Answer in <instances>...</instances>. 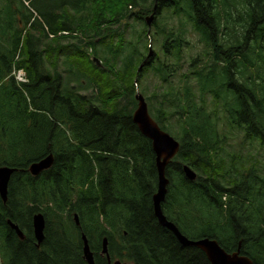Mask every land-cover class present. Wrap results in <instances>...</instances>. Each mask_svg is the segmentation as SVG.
<instances>
[{
    "label": "trees",
    "instance_id": "16d2710c",
    "mask_svg": "<svg viewBox=\"0 0 264 264\" xmlns=\"http://www.w3.org/2000/svg\"><path fill=\"white\" fill-rule=\"evenodd\" d=\"M37 1L0 11V166L16 169L0 195V264H89L83 235L96 264H111L104 238L112 263L211 264L155 215L156 154L133 121L137 90L180 142L166 217L264 264V164L227 148L234 131L264 147V0H61L50 14ZM191 32L202 49L187 58ZM152 44L161 54L148 57Z\"/></svg>",
    "mask_w": 264,
    "mask_h": 264
},
{
    "label": "water",
    "instance_id": "95a60500",
    "mask_svg": "<svg viewBox=\"0 0 264 264\" xmlns=\"http://www.w3.org/2000/svg\"><path fill=\"white\" fill-rule=\"evenodd\" d=\"M155 11V10H154ZM151 18L152 20H149ZM154 18V12L148 16L147 25L149 31ZM151 46V45H150ZM153 50L150 48L148 57L152 55ZM100 64L98 59H95ZM144 64V63H143ZM140 65V68L143 66ZM136 99L138 105L133 113V121L137 124L139 130L143 135L152 141V147L156 154V165L158 171V189L153 196V204L155 215L158 218L159 223L170 229L177 237L179 242L184 246H194L201 249L211 262V264H255L253 260L240 252V249L229 252L220 245L217 239L210 237H203L199 239H192L183 234L180 229L170 221L163 212L162 203L166 198L168 192V185L170 183L169 177L166 175V168L174 157L179 153L180 142L168 131L164 130L159 123L153 118L149 111L148 102L145 96L137 90ZM54 162V155L50 153L41 160L35 161L30 166V172L33 175H38L43 170L48 169ZM16 169L7 165L0 166V195L4 201H7L8 185L13 172ZM183 172L189 180H195L197 172L188 164L183 166ZM76 221L78 222V216L76 215ZM11 227L16 230L21 238H24L23 232L20 230L17 224L9 221ZM46 220L43 213L38 212L33 216L34 234L38 244L44 240ZM84 239V257L89 264H96L94 254L90 248L88 240L85 235ZM108 240L104 238L103 241V253L107 255V258L111 264H132L130 262H123L116 260L113 263L108 252L107 246Z\"/></svg>",
    "mask_w": 264,
    "mask_h": 264
},
{
    "label": "rangeland",
    "instance_id": "374dc122",
    "mask_svg": "<svg viewBox=\"0 0 264 264\" xmlns=\"http://www.w3.org/2000/svg\"><path fill=\"white\" fill-rule=\"evenodd\" d=\"M58 2H61V0H38L37 4H39L41 6L43 5V11L47 14H50L51 10L46 11V8L48 9L50 6H52L53 4H56ZM13 6H17L18 8H24L21 0H0V11L2 13L1 18L6 17L5 13L12 11ZM149 20H152V19L149 18ZM3 26L5 28V25H3ZM138 28L141 29L140 26H138ZM189 38L191 39L194 47L192 45V47H187V49L185 50L187 58H189L190 56L192 57V56L196 55V53H198L199 50L202 49L201 43H199L198 46L195 47V44L198 43V39H199V36L197 33L191 32V35H189ZM150 48L153 50L154 53H155V51H158L161 54L160 47L157 44H154V45L152 44V46H150ZM149 51H148V54H149ZM185 68H187V67H185ZM14 75L16 78L22 77L24 79L26 77L25 72L22 69L15 70ZM148 84L151 85V89H153V87L155 85L154 82L148 81L146 83V85H148ZM229 137H230L229 142H228L229 145L227 146L228 149L236 150V151H243L244 153H249V154L252 153V154L258 156L261 159V163L264 164V147L260 148L259 143H257V142L251 143V142L247 141V142H244V144H241L243 138L238 133V131L229 132Z\"/></svg>",
    "mask_w": 264,
    "mask_h": 264
},
{
    "label": "built area",
    "instance_id": "2783aa9c",
    "mask_svg": "<svg viewBox=\"0 0 264 264\" xmlns=\"http://www.w3.org/2000/svg\"><path fill=\"white\" fill-rule=\"evenodd\" d=\"M19 80H24L22 77H17Z\"/></svg>",
    "mask_w": 264,
    "mask_h": 264
},
{
    "label": "bare ground",
    "instance_id": "6f19581e",
    "mask_svg": "<svg viewBox=\"0 0 264 264\" xmlns=\"http://www.w3.org/2000/svg\"><path fill=\"white\" fill-rule=\"evenodd\" d=\"M146 20L148 21V17L146 18ZM156 162H157V159H156Z\"/></svg>",
    "mask_w": 264,
    "mask_h": 264
}]
</instances>
